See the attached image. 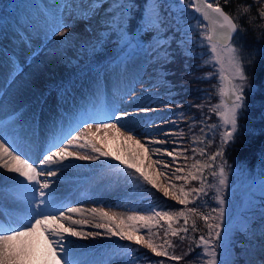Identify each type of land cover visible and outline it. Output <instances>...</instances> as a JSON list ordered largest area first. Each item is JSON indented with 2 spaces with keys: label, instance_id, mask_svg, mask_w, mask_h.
Returning a JSON list of instances; mask_svg holds the SVG:
<instances>
[{
  "label": "rangeland",
  "instance_id": "obj_1",
  "mask_svg": "<svg viewBox=\"0 0 264 264\" xmlns=\"http://www.w3.org/2000/svg\"><path fill=\"white\" fill-rule=\"evenodd\" d=\"M46 1L13 0L10 12L7 9L8 16L4 19L5 21H2L1 36L9 37L14 44L9 47L11 50L8 56L11 57H4L5 62L3 56L0 55V63H2L0 72L9 70L10 74H13L10 78L12 86L17 83L16 87H24L19 93L16 91L18 88L13 89L17 94L13 93L10 96L9 93L5 96L0 105V113L3 115L14 113L15 109H18V104L21 103L23 109L33 111L34 108L31 105V107H25L23 103L24 94L33 91L38 96L39 107L54 119L56 110L62 108L59 104L61 97H65L64 101L71 106V125L64 128L65 133H68L84 115L82 112H86L84 107L99 101L97 89L104 88L111 80L117 78L112 74V79H109L110 72L135 58H140L139 67H135L138 71L136 80L130 84L129 92L120 97L123 105L117 111L118 115L121 112H127L128 115L121 120L126 127L121 128L120 132L115 129L96 132L93 124L95 135L92 139L98 147L108 151L111 155L99 160L74 158H68V160H73L76 170L79 167V170L92 169L103 172L107 183H114L116 190L109 191L111 194L107 200H103L102 204H98L99 208L116 213L118 217L124 219L133 214V209L137 210L139 215L144 216L153 215L149 209L166 211L173 217L172 228L183 227V218L177 220L176 213L182 209L186 212L187 209L172 200L171 196L164 197L162 192L146 184L142 178L137 182L135 176L126 175L125 171H122L125 166L116 160L115 156L119 155L122 159L137 156V162L143 171L152 176L161 186L167 187L169 184H175L177 188H169V191L176 192L177 195H179L180 187L188 190L200 186L198 181L190 179V174L200 175L196 169L208 162L207 156L200 155V150L204 149L207 153L215 151L220 144L219 132L223 131V127L216 132L208 128L210 124L221 123L219 117L211 111V108L220 102L217 89L221 81L220 66L211 59L210 46L202 35L207 32L206 28L201 27L200 22L191 15L192 9L182 7L180 3L177 7L179 13L172 14L168 20L171 32H167L158 22L157 10L149 11V6L145 5L141 11L143 17L138 20L139 25L134 30L142 38V42H136L138 48H127L132 50L129 52L131 55L126 59L117 58L115 52L121 43L128 41V32L131 30L129 27L136 22L137 18L134 19L136 13L139 14V5L136 0H100L98 9L89 7L90 0H87L85 8V0H55L52 10ZM57 19H62L68 25L67 28L59 29L64 32L63 36L52 34V25ZM87 19L91 20L88 25L83 24V21ZM29 20H34L37 26L31 27ZM187 31L192 32L193 35H188ZM195 39L201 42L199 47L202 52L191 53L189 51V42ZM88 54L92 57L90 62L77 67L76 63ZM187 55L204 59L202 66L198 69L203 67L206 70L204 72L205 81H202V77L193 74L199 70L190 68ZM184 56L187 58H183ZM224 75H229L227 64H225ZM185 80L188 81L184 82ZM69 90L72 95L68 94ZM53 97L54 99L50 100L51 107L45 108L46 100L49 101ZM95 111L100 110L95 109ZM30 113L35 114L36 112ZM20 121V117L15 116L8 120L5 127L13 131L21 126ZM228 127L230 129V126ZM126 128H131L132 134L141 143L146 146L150 145L148 155L151 159H148L144 155V150L133 141L126 140L122 135ZM70 133L71 135L76 134L73 130ZM166 133L168 135H165ZM156 140L166 142L152 143ZM66 144L67 140L63 139V146ZM155 148H167L169 151L173 148L177 149L174 153L176 162L173 164L172 157H167L165 153H154L152 149ZM69 150L76 151L77 149L70 148ZM80 152L90 154L91 149H81ZM157 159L162 164L153 167L152 164ZM216 163L219 164L220 160ZM164 164L169 167L163 168ZM176 168H181L183 171L175 172ZM54 170L58 173L65 172L63 176L59 175V178H66L67 171H73L74 168L67 164ZM7 171L3 168L0 174V185L3 184V180L6 181L2 177ZM161 171L164 175L158 174ZM226 171L229 184L221 195L225 199V228L227 230L225 234L228 239L223 247H217L218 264L225 260L228 264H264V187H262L264 171L257 179L243 176L229 165ZM11 174L12 179H7L10 183L15 182L12 180H16L14 179L16 176L18 179L21 178L16 173ZM177 175L188 177V180H177L175 178ZM204 175L208 176L209 184L217 183L215 179L209 181L210 173L206 168ZM208 190L210 197L212 196L214 208L218 207L215 200V187H206V191ZM116 196L126 199L127 202H114ZM260 197H263V201ZM203 198L206 197L203 196ZM191 199L192 196H189V200ZM258 203L262 204L259 206ZM191 206L193 205H188V207ZM194 217L198 218L190 217L189 224L192 219H195ZM87 220L89 221L88 226L78 227L77 231L100 232L101 235L75 237L79 244L88 247L83 251L78 250L80 254L77 260L83 259L84 252L88 254V257L82 260V264H89L88 259L94 264H159L160 261L164 264H182L185 261L156 256L143 244L138 245L134 241L121 240L107 233L106 229L94 227L95 223L102 222L98 217ZM199 221H202L201 226L203 225L199 231L205 230L204 235L206 236L205 222L202 219ZM166 232L168 235H165ZM136 235H143L145 240L151 238L153 243L163 245L170 255L182 256L181 251L186 248L185 239L181 241L179 237L171 236L166 220L154 219L151 221V233L142 228L141 232ZM245 236L249 239L244 240ZM236 239H238L236 242H241V244H236ZM169 243L172 247L168 246ZM198 249L203 253L202 246ZM102 251H106L107 255ZM121 253L123 254L119 257ZM208 259L209 257L205 255L202 264H206Z\"/></svg>",
  "mask_w": 264,
  "mask_h": 264
},
{
  "label": "snow or ice",
  "instance_id": "obj_2",
  "mask_svg": "<svg viewBox=\"0 0 264 264\" xmlns=\"http://www.w3.org/2000/svg\"><path fill=\"white\" fill-rule=\"evenodd\" d=\"M223 2L226 5L230 0H223ZM180 3L182 7H187L192 9L194 13L200 14L202 21H208L211 25L210 29L202 35L210 46L211 59L220 66L219 78L221 84L217 89L220 102L212 107L211 111L219 117L221 123L210 124L208 128L210 131L216 132L223 127V131L219 132L220 144L211 153H207L204 149L200 150V155L207 156L208 162L196 169L200 175L190 174V179L198 181L200 186L188 190L180 187L178 189L179 195L176 192L169 191V188H177L175 184H169L167 187L161 186L152 176L143 171L137 162V156H130L128 159H122L119 155L115 156V159L125 166L122 171H125L126 175L135 176L137 182L142 178L146 184L162 192L164 197L171 196L172 200L177 201L187 209L186 212L182 209L176 213L177 220L181 217L183 218V227L172 228L171 221L173 217L169 212L156 211L154 209H149L153 213L151 216L139 215L137 210L133 209V214L128 215L126 219L118 217L116 213L105 211L103 208H92L90 212L93 218L98 217L102 221L95 223L94 227L106 229L107 233L117 236L121 240L134 241L138 245L143 244L144 247L150 249L156 256L168 257L176 261L183 259V257L170 255L163 245L153 243L151 238L145 240L143 235H136V233L141 232L142 228L147 229L151 233V221L158 218L159 220L168 221L171 236L179 237L183 241L190 230L192 232L199 231L195 219H192L191 224H189L190 217L196 216L205 222L207 228L206 236L201 235L199 237L197 247L202 246L203 253L209 257L206 264H218L217 247H223L225 241L228 239L225 234L227 231L225 228V199L221 195V192L229 184L228 173L226 171L227 165L226 161L223 160L226 154L225 146L229 145L234 139L238 115L245 107V88L251 86L245 67L241 63L239 49L233 46L234 34H238L243 29L234 21L233 16L225 11L220 0H180ZM99 4L100 0H90L89 7L98 9ZM250 9L251 5H248L246 10ZM259 17L264 19V10L259 12ZM160 23H163V21H160ZM200 26L205 27L203 23H200ZM67 27L68 25L62 19H57L52 25V34L63 36L64 32L59 31V29ZM225 64H227L229 72L227 76L224 75ZM207 75L211 76V74ZM225 81L228 83L227 91L224 88ZM127 115V112H121L118 115L111 108L105 111H86L72 129L76 134L71 135L69 133L65 136L64 139L67 140V144L63 147L60 146V144H63V140L60 141V144H54L53 146L56 150H49V153L44 155L41 164L45 166L58 163L63 165V162L68 158L78 160L108 158L111 154L98 147L95 140L92 139L95 135L93 133V124H95L96 132L108 129H115L117 132H120L121 128L126 127L125 124L121 123V120ZM108 121L114 122L109 123ZM228 126H230V129ZM122 135L125 136L126 140L133 141L143 149L144 155L148 159H151V156L148 155L150 145L146 146L136 139L132 134L131 128H126L125 133H122ZM165 135L168 134L166 133ZM165 142L156 140L152 143L160 144ZM70 148H76L77 150L70 151ZM87 148L91 149L90 154H82L80 152L81 149ZM152 151L154 153H165L167 157H172L173 164L176 162L174 153L177 149L175 148L171 151L167 148H155ZM23 155V153L17 154V150L8 145L6 140L0 139V168H5L11 173L18 174L19 177H22L31 186L27 189L31 194L28 210L29 222L15 228H10L5 233L0 234V264H75L71 248L68 244L64 243L65 234L71 237H83L99 236L101 233H83L77 231L76 227H74L75 225L87 224L89 221L85 219H73L71 214L80 213L81 210L64 205L54 199L50 182L40 179L44 175L48 177L55 176L56 171L51 167H34L35 161L30 163L27 158H22ZM217 160H220L219 164L216 163ZM161 164L162 162L157 159L153 162L152 166L157 167L161 166ZM162 166L163 168L169 167L167 164ZM205 168L211 177L217 180L215 185L208 183V176L204 175ZM181 171H183L181 168L175 169V172ZM158 174L164 175V172L161 171ZM175 178L177 180H188V177L179 175ZM206 187H215V200L218 207L212 208L208 213H203L198 211L197 201L207 195ZM37 192L38 197L36 195ZM189 196H192L191 200H189ZM190 204L193 206L188 207ZM32 205H35V207H32ZM66 213L68 214L66 215ZM65 222H69L68 226H65ZM181 233H184V235H181ZM165 235H168V232ZM168 246L172 247L170 243ZM159 264H164V262L160 261ZM219 264H228V261H220Z\"/></svg>",
  "mask_w": 264,
  "mask_h": 264
},
{
  "label": "trees",
  "instance_id": "obj_3",
  "mask_svg": "<svg viewBox=\"0 0 264 264\" xmlns=\"http://www.w3.org/2000/svg\"><path fill=\"white\" fill-rule=\"evenodd\" d=\"M136 1L139 5V14L137 15L136 13L134 17V19L137 18L136 23L139 19H142L141 17L143 16H141V11H143L145 5H148L149 11L157 10L158 16L156 17H158L159 24L165 31L171 32L168 20L172 14L179 13L177 7H179L180 0ZM220 3L225 11L232 15L234 21L243 29L237 34L233 45L239 49L241 63L245 67L246 75L251 85L245 88V107L238 115L237 130L234 134L233 141L225 146L226 154L223 160L226 161V165L236 169V171L243 176L257 179L262 176V172L264 171V19L259 17V12L264 10V1L230 0V2L225 5L223 0H220ZM248 5H251L250 10H246ZM191 15L198 20L193 13H191ZM147 19H149V17ZM160 21H163V23H160ZM198 22L200 21L198 20ZM187 34L190 36L193 35V33L189 31H187ZM200 43L196 39L194 41L191 40L189 42V51L191 53L202 52V49L199 47L201 46ZM187 56L183 58L186 59ZM81 59H84V57ZM203 61L204 59L194 57V55H189L187 58V63L190 68L192 67L195 70H199L197 73L193 74L202 77V81H205L204 72H206V70L203 67L198 69L202 66ZM187 81L188 80H185L184 82ZM211 180H213V178L209 175V181ZM205 197L206 198L202 197V199L197 202V206L198 211L208 213L214 208V202L212 201V196L210 197L209 190ZM260 200L263 201V197H260ZM261 204L258 203L259 206ZM199 219L200 218H195L198 229L203 226H201L202 221L200 222ZM204 232L205 230L196 232L189 231L187 234L188 236L184 240L186 248L184 251H181L182 257L185 260L182 264H202L205 255L198 249L197 244L199 233L204 235ZM248 239L249 238L245 236L244 240ZM237 240L238 239H236L235 242ZM236 244H241V242H236ZM190 249H192V251H190Z\"/></svg>",
  "mask_w": 264,
  "mask_h": 264
},
{
  "label": "bare ground",
  "instance_id": "obj_4",
  "mask_svg": "<svg viewBox=\"0 0 264 264\" xmlns=\"http://www.w3.org/2000/svg\"><path fill=\"white\" fill-rule=\"evenodd\" d=\"M139 60H140V58H135L132 60L131 63H128L125 66L117 67L112 72H110L109 79H112V74H114L117 77L116 81H113L112 87H110L108 89L112 94L115 95V92L117 91V89H120V88H122L123 91H126V90L129 91L130 84H132L134 82V80H136V77L138 74V71L135 67H139V65H138ZM7 83H8L7 79L1 80V87L3 88L5 85L7 86L8 85ZM16 84H13V86H8V88L4 92L6 94V96L9 95V93H10V96H12L14 93L13 89L15 90V88L16 89L18 88V90H16V91H17V93H19L20 89L24 87V86H19V87L17 86L16 87ZM23 97L25 98V100L23 101V103H25L24 106L25 107H31L32 106L34 108V110L29 111V110L23 109V106L21 103V104H18V109H15L14 112H18L20 114V113H22V112H20L21 110L25 111V115L23 117V120L27 124L28 128H23V129L19 130L18 132H15L13 134H11V132H9L10 135L2 133V131L0 129V139L6 140L8 145H11V147L13 146L17 150V154L23 153L24 155L22 156V158H29L28 153L23 148V145H25L26 147H29L31 149L35 145H36V148H39V146H37V144H36V139L40 138L39 131L35 129V125H34V121L32 119V116H34L35 118L38 117V120L41 122L43 115L41 114V112H40V114H38L40 109L38 107V101H37L38 96L35 92L29 91V93L24 94ZM26 100H28V101L25 102ZM120 105L121 104L119 102L108 104L106 109L111 108V109L116 110V109L120 108ZM30 112H36V113L32 114ZM137 120H138V118H137ZM128 124H130V122ZM43 136L46 138V141H49V135L48 134L43 135ZM44 150H45V148H44ZM33 155L38 156V154H36V153H34ZM67 164L72 165L74 170L73 171L72 170L67 171L68 176L66 178H64L61 181L54 176L52 178H49L50 181L55 180V181L59 182V185L50 184L52 192L54 189H57V192H56V194H54L53 198L56 199L58 202L63 203L64 205H67V206L70 205L72 202L80 205V207H77V208H79L81 210V212L71 214L73 219H76V220L96 219L97 217L93 218V215L91 214L90 209L99 208L98 204H101V202L103 200L108 199L109 195L111 194V193H109V190H116L114 187V183L112 182V184H113L112 186L109 184H106V183L103 184L107 188L102 191V184H99V182L95 178H86V176L88 174L87 171L82 170V169L79 170L80 169L79 167H78V170H76V167L74 166L75 163L73 162V160L67 159L63 162V165L58 163L55 165H51L52 167L51 166L50 167L52 169H59V168H62L63 166H66ZM2 170H3V168H0V174H2ZM61 174L62 173H59V175H61ZM11 175H12L11 172L7 171V173L5 175L3 174L2 178L3 179L11 178ZM56 176H58V175L56 174ZM70 176H72V177L70 178ZM14 179H17V176ZM46 180H48V179H46ZM2 182H3V185L5 187H8L7 188L8 190L14 188V186H11V184L8 181L3 180ZM89 189H91L90 190L91 199H89L88 203H86L84 205L83 203H81L79 201L81 199L80 196L86 195ZM46 191H49V190H46ZM113 201L114 202L120 201V203L121 202H124V203L127 202L126 199H120L119 196H116L115 200H113ZM91 202H96V203L91 204ZM33 207H35V205H33ZM81 213H83V214L81 215ZM15 214H19V213L16 211L11 212V213L7 212V213H3V216H0V217L3 219V221L6 224L11 223V228H15V227H18L21 225V223H19L15 219V217H14ZM67 214L68 213H66V215ZM68 223L69 222H65V224H68ZM83 226H88V224L75 225L74 227L78 228V227H83ZM65 237H66L65 238L66 242L64 241V243L69 245L72 252H74L75 250L83 251L84 249L88 248L86 245H81V243L79 244L75 237L68 236L67 234H65ZM78 245H81V246L78 247ZM57 251H59V250L57 249ZM102 252H105L106 253L105 255H107L106 251H102ZM83 254H84V257H88L86 255V253H83ZM122 254L123 253H121L119 255V257ZM104 256H102V258ZM109 260H111V258H109ZM117 260H118V258H117ZM74 261H75V264L82 263V260H74ZM87 261L89 263L91 262L90 259H88Z\"/></svg>",
  "mask_w": 264,
  "mask_h": 264
},
{
  "label": "water",
  "instance_id": "obj_5",
  "mask_svg": "<svg viewBox=\"0 0 264 264\" xmlns=\"http://www.w3.org/2000/svg\"><path fill=\"white\" fill-rule=\"evenodd\" d=\"M194 12V11H193ZM197 16H198V18L202 21V17H200V14H197V13H195ZM203 22V24L206 26V28H207V31L210 29V27H211V25L209 24V22L208 21H202ZM236 36V34H234V37ZM234 39V38H233ZM224 88H225V91H227V88H228V83H227V81H225L224 82Z\"/></svg>",
  "mask_w": 264,
  "mask_h": 264
}]
</instances>
